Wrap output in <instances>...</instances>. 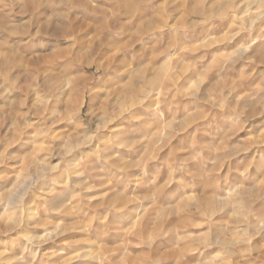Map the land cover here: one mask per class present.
Masks as SVG:
<instances>
[{
    "label": "rangeland",
    "instance_id": "1",
    "mask_svg": "<svg viewBox=\"0 0 264 264\" xmlns=\"http://www.w3.org/2000/svg\"><path fill=\"white\" fill-rule=\"evenodd\" d=\"M260 5L0 0V264H264ZM142 94L115 146L101 122Z\"/></svg>",
    "mask_w": 264,
    "mask_h": 264
},
{
    "label": "bare ground",
    "instance_id": "2",
    "mask_svg": "<svg viewBox=\"0 0 264 264\" xmlns=\"http://www.w3.org/2000/svg\"><path fill=\"white\" fill-rule=\"evenodd\" d=\"M246 1V0H245ZM246 7V6H245ZM259 7V6H258ZM247 9V8H246ZM245 9V10H246ZM246 13V12H245ZM246 28H249V30L251 29V31L252 30H254V31H256V32H259L260 33V31H264V7L262 6V8H261V5H260V8H257L256 7V9L255 10H253V11H251L250 12V17L248 18V20H247V23H246ZM261 34V33H260ZM258 37H260V35H257V37L256 38H258ZM255 38V37H254ZM263 38V37H262ZM251 43V42H250ZM263 46L264 45H259V46H257V47H255V48H253V50L251 51V52H249L248 54H247V52H246V50H247V47H245V58H243V55H242V58L243 59H245V64H246V62L249 60V59H251V58H253L254 57V54H261V52H262V48H263ZM250 48V47H249ZM242 50V49H241ZM239 51V50H238ZM237 51V52H238ZM242 52H243V50H242ZM238 54V53H237ZM242 54V53H241ZM264 54V53H263ZM238 56H240L239 54H238ZM263 57H264V55H263ZM227 70V69H226ZM37 78V77H36ZM45 78V77H44ZM155 82V81H154ZM153 83V82H152ZM246 84V83H245ZM43 87L47 90V91H49V92H54L55 91V87H53V85H52V83H50V82H48V81H46V79L43 81ZM160 87V86H159ZM63 88V87H62ZM56 90H58V88H56ZM222 92V91H221ZM224 92V91H223ZM48 93V92H47ZM131 93H133V92H131ZM231 93V92H230ZM55 94V93H54ZM52 95V94H51ZM135 95V94H134ZM229 95V94H228ZM131 96V98H133V96L132 95H130ZM129 96V97H130ZM141 96H143V94L141 95ZM140 96V98H137L136 100H133V99H131V101H130V103H129V105L127 104V106L124 108L123 106H122V108L120 107V110L118 111V112H116L113 116L110 114V115H106L105 116V118H104V120L101 122V123H103V125L104 124H106V123H109L110 124V122H111V124L110 125H108V128H109V130H107V131H109V132H112V133H114V135L113 136H115V137H117V140H116V142H115V146H123V144L125 145V143L128 141L127 140V138H128V134H129V130H128V128L127 127H133V124H135L136 122L133 120V118L135 117V111H142V113H145V111H146V108H145V106H146V104H145V102H144V96L143 97H141ZM54 97V96H53ZM137 97V96H136ZM135 97V98H136ZM128 98V97H127ZM143 98V99H142ZM248 100V99H247ZM250 101V100H249ZM48 103V102H47ZM46 103V104H47ZM124 103V102H123ZM128 103V102H127ZM49 104H52V103H49ZM126 104V103H125ZM118 105V104H117ZM56 107V106H55ZM54 107V108H55ZM50 109V108H49ZM51 109H53V108H51ZM112 109V108H111ZM44 110H46V109H44ZM49 112V111H48ZM50 113V112H49ZM103 114V113H102ZM104 115V114H103ZM51 116V115H50ZM114 117H115V119H114ZM124 118H127L128 119V122L126 123V125H124L125 124V121H124ZM122 120V121H121ZM119 121V122H118ZM144 121V120H143ZM146 121V120H145ZM53 123V122H52ZM145 123V122H144ZM138 124V123H137ZM140 124V123H139ZM121 125H124V126H121ZM136 125V124H135ZM100 126V125H99ZM107 126V125H106ZM99 128V127H98ZM106 127H105V125H104V127H103V131H104V129H105ZM108 128H106V129H108ZM93 133H95V132H93ZM160 135V134H159ZM78 137V136H77ZM79 137H80V135H79ZM82 137V136H81ZM131 137V136H130ZM129 137V138H130ZM157 137H158V134H157ZM87 138V139H86ZM88 138H91V139H89L88 140ZM94 137H93V135H91V134H86L85 135V138L84 139H86L85 141H89V142H91L92 140H94L93 139ZM96 139V138H95ZM99 139H100V137H99ZM91 140V141H90ZM127 140V141H126ZM157 140H159V139H157ZM130 141H133L132 139L130 140ZM130 141H128V142H130ZM88 142V143H89ZM83 142H82V140L80 141V140H78L77 142H73V144H76V145H80V144H82ZM87 143V142H86ZM86 143H85V145H86ZM151 143V142H150ZM68 144V143H67ZM91 145H93V144H91ZM90 145V146H91ZM69 147V146H68ZM71 148H72V146H71ZM81 148V147H80ZM112 148H113V146H112ZM71 150V149H70ZM114 148L113 149H108V150H106V152H104L102 155H101V159L103 158V159H109V160H111L112 159V157H114ZM117 150H119V148H117ZM100 152V151H99ZM86 155V154H85ZM116 158V157H115ZM118 158V157H117ZM73 159V158H72ZM114 160V159H113ZM113 160H111V161H113ZM117 160V159H116ZM110 161V163H112ZM117 162V161H116ZM114 163V165L115 164H117V163ZM107 165V164H106ZM75 165H73V163H68L65 167H58L57 168V166H55V165H53L52 167H51V169L53 170H55L57 173H60V174H62V173H67V172H69V170L70 169H73V167H74ZM118 166V165H117ZM123 168V167H122ZM127 169V168H126ZM76 174V173H75ZM78 176V175H77ZM73 177V176H72ZM75 181V180H74ZM77 181V180H76ZM21 183V182H20ZM24 185V184H23ZM235 188V187H234ZM243 192V191H242ZM9 193V192H8ZM63 193V192H62ZM244 193V192H243ZM57 194V196H58V193H56ZM239 194H241L242 195V193L241 192H239ZM245 194V193H244ZM243 194V195H244ZM56 196V195H55ZM56 196V197H57ZM24 197V196H23ZM54 197V196H53ZM61 197V196H60ZM243 198V197H242ZM15 199V195L13 196V193H11V198L9 199V202L10 203H12L13 205H15V203H14V200ZM55 199V198H54ZM54 199H52V201H54ZM63 199H65V198H63ZM63 199H61V198H58V199H56L54 202V207H52V208H54V209H59L61 206H62V204L64 203V201H63ZM245 200H247V199H245ZM233 201V200H232ZM244 201V200H243ZM22 203V202H21ZM216 203V202H215ZM214 203V204H215ZM218 203V202H217ZM226 203V202H225ZM201 204V203H200ZM204 204V203H203ZM231 204V203H230ZM2 205V204H1ZM64 205V204H63ZM198 205V204H197ZM202 205V204H201ZM208 205V204H207ZM51 206V205H50ZM193 206V205H192ZM196 206V205H195ZM212 206V205H211ZM22 207V206H21ZM23 208V207H22ZM67 208V207H66ZM193 208V207H192ZM227 208V207H226ZM236 208H238V207H236ZM53 209V210H54ZM196 209H198V213H202V208H201V206L200 205H198L197 207H196ZM205 209H207L206 207H205ZM220 208L218 207V208H216L215 210H213V212L214 211H217V210H219ZM20 210V209H19ZM28 210V209H27ZM209 210V209H208ZM21 211V210H20ZM192 211V210H191ZM210 211V210H209ZM238 211V210H237ZM193 212V211H192ZM206 212V211H205ZM26 213V212H25ZM32 213H34V212H32L31 210H28L27 211V214L25 215L26 217H24V218H26V219H23V221H29L30 219H32L31 218V214ZM194 214H195V212H193ZM19 214V213H18ZM203 214V213H202ZM244 214V213H243ZM0 215H2V214H0ZM204 215V214H203ZM211 215V214H210ZM245 216V215H244ZM7 218V217H6ZM0 219H1V216H0ZM1 221V220H0ZM21 221H22V217H21V215H14L13 217H9V218H7L6 220H4L3 219V221L2 222H0L1 224H0V232H8V231H10V230H12L14 227H17L18 225H21L20 223H21ZM249 223V222H248ZM245 224H247L246 222H245ZM254 224V223H253ZM237 227V226H236ZM243 227V226H242ZM17 229V228H16ZM14 231V230H13ZM215 231V230H214ZM217 231V230H216ZM219 231V230H218ZM227 231V230H226ZM2 232V233H3ZM11 232V231H10ZM15 232V231H14ZM64 232V231H63ZM235 232V231H234ZM222 233H224V232H222ZM215 233H213V235H214ZM54 235V234H53ZM56 235V234H55ZM217 235H218V241H222V242H225L226 241V239H224L223 237H222V234L221 233H217ZM216 235V236H217ZM50 236V235H49ZM214 237V236H213ZM53 238V237H52ZM31 239H33V238H31ZM214 239V238H213ZM232 241V240H231ZM32 242V241H31ZM233 242V241H232ZM34 243V242H33ZM36 243V242H35ZM38 243V242H37ZM213 244V243H212ZM221 244V243H220ZM240 244V243H239ZM26 245V244H25ZM234 247V246H233ZM229 248H231V247H229ZM231 250V249H230ZM227 252V251H226ZM234 252V251H233ZM27 254V253H26ZM77 255V254H76ZM75 255V256H76ZM2 256V255H1ZM74 256V257H75ZM79 256H81V255H79ZM79 256H78V258H79ZM74 257H72V258H70V260L72 261L73 259H74ZM77 257V256H76ZM2 258V257H1ZM15 258V257H14ZM24 258V257H23ZM88 258V257H87ZM225 258V257H224ZM6 259V258H5ZM8 259V258H7ZM16 259H17V257H16ZM76 259V258H75ZM74 259V260H75ZM80 259H81V257H80ZM84 259V258H83ZM15 260V259H14ZM22 260V259H21ZM69 260V261H70ZM73 260V261H74ZM82 260V259H81ZM216 260V259H215ZM1 261H3V260H1ZM6 262H4V263H8V262H10L9 261V259L8 260H5ZM12 261V260H11ZM58 261H61L62 262V260H57L56 262H58ZM68 261V262H69ZM18 262V261H17ZM55 262V264H57ZM78 262V263H77ZM76 263L77 264H81L80 263V261H77ZM3 263V262H2ZM14 263H16V262H14ZM66 263V262H65ZM72 263H74L75 264V262H69L68 264H72ZM84 264H85V262H83ZM10 264H13V263H10ZM59 264V263H58Z\"/></svg>",
    "mask_w": 264,
    "mask_h": 264
}]
</instances>
